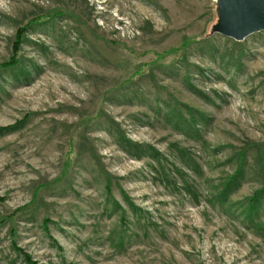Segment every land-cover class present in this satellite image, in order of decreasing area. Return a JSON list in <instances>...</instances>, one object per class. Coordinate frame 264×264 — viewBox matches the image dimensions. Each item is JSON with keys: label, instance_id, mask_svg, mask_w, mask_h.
<instances>
[{"label": "rangeland", "instance_id": "1", "mask_svg": "<svg viewBox=\"0 0 264 264\" xmlns=\"http://www.w3.org/2000/svg\"><path fill=\"white\" fill-rule=\"evenodd\" d=\"M216 22L0 0V264H264V31Z\"/></svg>", "mask_w": 264, "mask_h": 264}, {"label": "water", "instance_id": "2", "mask_svg": "<svg viewBox=\"0 0 264 264\" xmlns=\"http://www.w3.org/2000/svg\"><path fill=\"white\" fill-rule=\"evenodd\" d=\"M217 22L211 33L234 41L264 31V0H215Z\"/></svg>", "mask_w": 264, "mask_h": 264}, {"label": "trees", "instance_id": "3", "mask_svg": "<svg viewBox=\"0 0 264 264\" xmlns=\"http://www.w3.org/2000/svg\"><path fill=\"white\" fill-rule=\"evenodd\" d=\"M193 40L191 39V38H187V39H185L184 41H183V45H182V50H184L191 42H192ZM14 50H17V48H15ZM170 52H174V51H170ZM17 62V60H16V58H12L11 60H10V62H8V63H6V64H4V65H2V67L3 66H7V65H11V64H15ZM11 128H13V127H6V128H3V129H1V130H9V129H11ZM24 259H25V261H26V263L27 264H35V263H33V262H31L30 261V258L27 256V255H24Z\"/></svg>", "mask_w": 264, "mask_h": 264}]
</instances>
